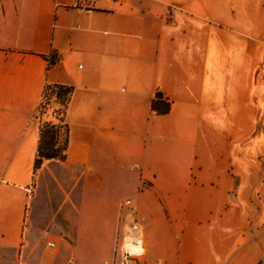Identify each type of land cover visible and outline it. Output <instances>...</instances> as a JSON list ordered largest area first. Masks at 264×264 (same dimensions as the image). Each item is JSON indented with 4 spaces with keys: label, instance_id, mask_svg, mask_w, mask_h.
Instances as JSON below:
<instances>
[{
    "label": "crops",
    "instance_id": "1",
    "mask_svg": "<svg viewBox=\"0 0 264 264\" xmlns=\"http://www.w3.org/2000/svg\"><path fill=\"white\" fill-rule=\"evenodd\" d=\"M84 1L0 0V264H124L129 237L138 264H264V0ZM46 85L73 89L66 160L26 227Z\"/></svg>",
    "mask_w": 264,
    "mask_h": 264
},
{
    "label": "rangeland",
    "instance_id": "2",
    "mask_svg": "<svg viewBox=\"0 0 264 264\" xmlns=\"http://www.w3.org/2000/svg\"><path fill=\"white\" fill-rule=\"evenodd\" d=\"M55 109H56V104H55V101L53 100L50 103V106L44 104L41 112H38L37 110V119L39 120V123L43 121H47V122L56 124L57 117H56ZM50 165L51 164H46L45 172L43 174L45 175V177L41 176L40 178H38L39 177L38 173L37 172L34 173L35 178L33 180L31 187H35L37 186V184H39L40 189L38 190L37 193L33 195L32 200L27 208V213L25 215V217H27V222L25 223L26 227L31 226V223L37 217L36 216L37 213L38 214L40 213V210L38 211L39 207L46 200V194L43 190H46L49 187H52L50 186L52 182L49 178V172L51 171ZM65 177H66L65 174L59 173L56 178H57V181L61 183L62 181L65 180ZM48 183H50V185ZM30 192L32 195V190H30ZM63 200H64V194L62 192H52L51 199L48 201L49 203H52V205L49 206L48 209L46 210V213L44 214V219L42 220L40 219L39 227H38L39 232L41 231L42 228H45L46 226L47 227L50 226L51 231H54V234L57 235V232L61 228V221H60L61 215H59V217L56 220H52V217H55V215L53 216V214L55 213L58 206L63 202ZM25 240L28 241L29 238L26 237ZM44 242H45L44 240L39 242L34 258H33V254L30 256L31 261H33V259H36L38 254L43 250ZM53 244L54 246H57L58 248L57 242L53 241ZM50 249L52 251L55 250L53 248H50ZM119 249L117 248V253L120 256V258L122 257V261L124 264H138L137 263L138 257L136 258V256H140V255L127 254L124 250V245L120 246ZM65 256L73 259L76 264H103V261H104V255L102 253L92 254L86 251V248L70 249L67 252H65Z\"/></svg>",
    "mask_w": 264,
    "mask_h": 264
},
{
    "label": "trees",
    "instance_id": "3",
    "mask_svg": "<svg viewBox=\"0 0 264 264\" xmlns=\"http://www.w3.org/2000/svg\"><path fill=\"white\" fill-rule=\"evenodd\" d=\"M72 90V87L63 85H46L43 89L38 112H41L43 103L50 106L54 100L56 116L60 117L56 124L47 121L40 122L39 140L33 163L34 172L39 170L44 162L64 163L66 160L68 128L63 123V116L70 101ZM151 109L157 115H165L169 112L170 104L163 99L161 94L157 93L151 101Z\"/></svg>",
    "mask_w": 264,
    "mask_h": 264
},
{
    "label": "bare ground",
    "instance_id": "4",
    "mask_svg": "<svg viewBox=\"0 0 264 264\" xmlns=\"http://www.w3.org/2000/svg\"><path fill=\"white\" fill-rule=\"evenodd\" d=\"M142 246L139 240L135 242L130 237L124 242V250L129 255H141L143 252Z\"/></svg>",
    "mask_w": 264,
    "mask_h": 264
},
{
    "label": "built area",
    "instance_id": "5",
    "mask_svg": "<svg viewBox=\"0 0 264 264\" xmlns=\"http://www.w3.org/2000/svg\"><path fill=\"white\" fill-rule=\"evenodd\" d=\"M97 0H85L84 1V3H85V7L83 8L84 10H86V11H89V10H91V4H94L95 2H96ZM113 1H115V2H119L120 0H113ZM43 106H44V103L42 104ZM57 118V123H58V119H59V117L60 116H56ZM129 204V202H126L125 203V206H127Z\"/></svg>",
    "mask_w": 264,
    "mask_h": 264
},
{
    "label": "water",
    "instance_id": "6",
    "mask_svg": "<svg viewBox=\"0 0 264 264\" xmlns=\"http://www.w3.org/2000/svg\"><path fill=\"white\" fill-rule=\"evenodd\" d=\"M56 104V103H55Z\"/></svg>",
    "mask_w": 264,
    "mask_h": 264
}]
</instances>
